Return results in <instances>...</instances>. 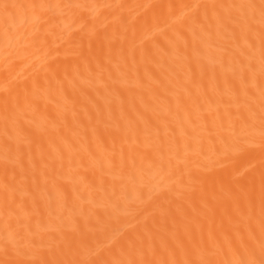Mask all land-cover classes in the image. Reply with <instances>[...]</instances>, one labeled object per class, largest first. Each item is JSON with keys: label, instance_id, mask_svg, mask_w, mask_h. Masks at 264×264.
<instances>
[{"label": "bare ground", "instance_id": "bare-ground-1", "mask_svg": "<svg viewBox=\"0 0 264 264\" xmlns=\"http://www.w3.org/2000/svg\"><path fill=\"white\" fill-rule=\"evenodd\" d=\"M0 264H264V0H0Z\"/></svg>", "mask_w": 264, "mask_h": 264}]
</instances>
